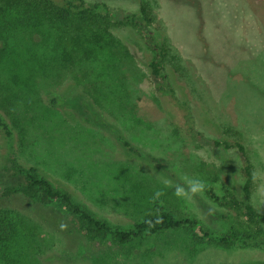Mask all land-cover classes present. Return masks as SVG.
Returning a JSON list of instances; mask_svg holds the SVG:
<instances>
[{"label": "rangeland", "instance_id": "374dc122", "mask_svg": "<svg viewBox=\"0 0 264 264\" xmlns=\"http://www.w3.org/2000/svg\"><path fill=\"white\" fill-rule=\"evenodd\" d=\"M84 1L98 4L103 14L98 28L89 29L92 24L85 23L78 28L100 33L91 54L70 56L69 49L63 51L73 42L74 31L67 34L54 25L16 26L13 17L0 15V115L11 132L7 135L0 126V207L18 210L33 223L23 231L32 240L36 263L264 264V243L193 247L194 227L137 237L125 244L112 238L89 240L63 206H44L23 193L26 168L36 166L113 228L129 229L146 216L166 210L194 217L220 236L232 226L245 227L243 159L236 149L215 146L211 139H240L245 140L261 177L252 202L264 209L260 191L264 147L256 144L257 138L246 137L217 99L192 90L180 68L195 72L191 57L196 55L199 63L209 57L208 67L215 72L211 56L233 58V52L223 46L209 53L200 41L212 40L220 19L221 29L228 24L237 30L236 35H247L255 21L242 15L247 9L243 0ZM248 1L257 13H264V0ZM142 4L151 17L150 33L160 31L170 43L165 65L176 73V94L182 101L177 105L168 94L174 114L163 108L149 79L147 64L155 52L128 19L132 14L140 16ZM84 37L76 43L89 44ZM179 55L183 62L174 57ZM79 94L93 103L109 127L96 125L73 109L80 105ZM52 97L66 103L53 107ZM190 127L201 131L200 139L188 135ZM119 134L138 153L122 145ZM186 178L204 181L203 194L191 200L178 198L175 185L187 187ZM157 192L162 193L158 198ZM66 225L74 231L68 234Z\"/></svg>", "mask_w": 264, "mask_h": 264}, {"label": "trees", "instance_id": "16d2710c", "mask_svg": "<svg viewBox=\"0 0 264 264\" xmlns=\"http://www.w3.org/2000/svg\"><path fill=\"white\" fill-rule=\"evenodd\" d=\"M1 1L0 15L13 17L16 26L54 25L62 28L67 34L74 31L75 37L72 36L74 39L69 48L63 47V51L69 49L70 56L74 54L77 56V53L80 52L91 54L95 51V37L100 33L96 32L97 29L90 32V30L79 31L78 28L81 30V25L84 23L92 24V26L89 25V29L98 28L97 21L103 17V14L98 10V4H86L84 0H63L62 3H57L54 0ZM243 3L247 9L243 11L242 15L246 14L247 18L255 21L247 35H236L235 31L237 32V30L228 28V24H225L221 29L222 19H220L215 25L216 29L212 40L200 41V44L207 47L209 53L213 49L223 46L233 52V58L229 60L223 55L218 58L211 56L212 59L215 58V72H212L208 67L210 62L207 59L209 57H205L207 61L204 59L205 62L199 63L195 58L196 55L191 57L196 68L195 72L190 71L187 67L180 66V68L184 69L183 73L192 85V90H198L201 95L210 94L211 97L217 99L232 119L243 128L246 137L248 135L250 138H257L256 144L260 145L261 143L264 147V13H257L256 6L251 5L248 0H243ZM128 19L145 36V43L155 52V56L147 64L149 79L163 108L174 114L175 110L168 96L170 95L177 105L181 106L180 102L182 101L180 99L178 101L176 94V83H179L175 76L176 73L169 72L165 65V59L171 50L170 43L160 31L150 33L151 17L145 5L140 6V16L132 14L128 16ZM93 25L96 26L93 27ZM83 36L89 44L76 43L82 41L80 38ZM174 57L182 61L180 55ZM77 98L80 105L78 108H73L74 110H79L96 125L109 127L91 101L83 94H79ZM63 103L66 102L58 97H52L50 101L53 107H62ZM68 106L70 107L69 104ZM66 110L68 113V109ZM0 126L7 135H11L8 125L1 115ZM175 126L176 132L180 133L179 125L176 123ZM190 129L188 135L193 139H200L201 131L195 130L193 127ZM240 134L243 136L242 131ZM118 138L122 145L128 147L130 151L138 153V150L121 134L118 135ZM211 142L215 146L236 149L243 159L244 183L241 205L246 216L245 227L241 230L232 226L228 232L220 236H214L194 217L175 216L166 210L146 216L145 219L134 223L129 229L113 228L109 222L98 218L90 209L77 202L69 191L55 186L49 178L41 174L36 166L26 168V183L22 190L28 198L41 205L53 206V203H57L63 206L89 240L99 241L112 238L116 243L125 244L137 237L161 235L183 227H194L198 233L192 232L190 237L193 247L198 244L210 243L216 246H229L236 242L252 243L258 246L259 243H264V209H258L252 202L256 183V180H253V172H256V169L249 155L247 144L245 140L240 139L212 138ZM61 223L63 224V222ZM32 225L31 220L18 210L0 207V264H37L32 240L29 234L23 231ZM64 230L68 234L74 231L69 229L68 225ZM193 247L191 248L193 249ZM189 252L192 253L193 250L189 249Z\"/></svg>", "mask_w": 264, "mask_h": 264}, {"label": "clouds", "instance_id": "9594fccd", "mask_svg": "<svg viewBox=\"0 0 264 264\" xmlns=\"http://www.w3.org/2000/svg\"><path fill=\"white\" fill-rule=\"evenodd\" d=\"M260 174L257 172H253V180L260 179ZM166 184L171 185V181H165ZM185 184L187 187H185L184 184H177L175 185V195L178 198H185V199H193L197 195L203 194V192L206 189V183L199 179H185ZM261 192H264V185L261 186L260 189ZM160 195H162L161 192L156 193V197L158 198ZM264 203V201H261Z\"/></svg>", "mask_w": 264, "mask_h": 264}]
</instances>
